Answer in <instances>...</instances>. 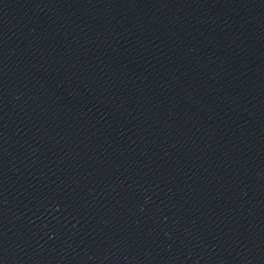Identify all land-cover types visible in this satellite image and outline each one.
<instances>
[{"label":"water","instance_id":"95a60500","mask_svg":"<svg viewBox=\"0 0 264 264\" xmlns=\"http://www.w3.org/2000/svg\"><path fill=\"white\" fill-rule=\"evenodd\" d=\"M0 264H264V0H0Z\"/></svg>","mask_w":264,"mask_h":264}]
</instances>
